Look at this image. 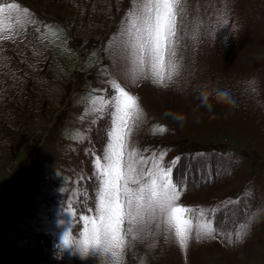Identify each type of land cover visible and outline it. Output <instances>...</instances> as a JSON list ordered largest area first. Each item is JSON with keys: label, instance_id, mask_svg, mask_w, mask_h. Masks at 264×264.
I'll use <instances>...</instances> for the list:
<instances>
[{"label": "rangeland", "instance_id": "obj_1", "mask_svg": "<svg viewBox=\"0 0 264 264\" xmlns=\"http://www.w3.org/2000/svg\"><path fill=\"white\" fill-rule=\"evenodd\" d=\"M142 2L0 0V264H114L66 251L96 214L114 85L141 109L126 163L171 168L194 229L183 249L159 214L126 223L119 264H264V0H181L164 85L136 63Z\"/></svg>", "mask_w": 264, "mask_h": 264}, {"label": "snow or ice", "instance_id": "obj_2", "mask_svg": "<svg viewBox=\"0 0 264 264\" xmlns=\"http://www.w3.org/2000/svg\"><path fill=\"white\" fill-rule=\"evenodd\" d=\"M180 3L181 0H143L135 11L129 13L128 31L134 41L136 63L144 66L160 85L171 80L176 68L169 56H175L172 48ZM3 11L4 8L0 7V12ZM114 93L110 99L101 98V102L114 111L109 113L111 129L106 150L103 157L95 161L99 176L96 214L80 216L85 222L82 233L84 250L110 254L114 264H119L126 236L132 231L131 227L125 228V224L134 226L146 215L154 217L157 214L161 223L174 234L179 246L186 249L194 229L192 219L188 218L192 209L177 203L183 186L173 181L171 168L157 166L142 173L131 163H126V150L129 158L137 155L135 149H129L127 141L133 125L140 118L141 109L138 98L119 85H114ZM69 215L75 216L76 213L70 211ZM213 231L210 224H204L197 234L208 237ZM237 239H240L239 233ZM64 242L68 243L67 236Z\"/></svg>", "mask_w": 264, "mask_h": 264}, {"label": "clouds", "instance_id": "obj_3", "mask_svg": "<svg viewBox=\"0 0 264 264\" xmlns=\"http://www.w3.org/2000/svg\"><path fill=\"white\" fill-rule=\"evenodd\" d=\"M66 251H68L71 256H76V257L80 258L81 260L86 259L89 255V253L93 252L92 249H89L88 252H85L84 247L80 246V245H77L75 247L68 246Z\"/></svg>", "mask_w": 264, "mask_h": 264}]
</instances>
